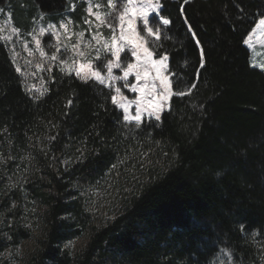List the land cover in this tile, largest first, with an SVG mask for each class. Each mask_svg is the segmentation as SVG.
Segmentation results:
<instances>
[{"label": "trees", "instance_id": "obj_1", "mask_svg": "<svg viewBox=\"0 0 264 264\" xmlns=\"http://www.w3.org/2000/svg\"><path fill=\"white\" fill-rule=\"evenodd\" d=\"M1 3L29 23L69 1ZM161 4L150 17L160 35L148 46L168 56L173 90L186 95H173L160 121H125L112 89L57 68L35 96L0 41V162L30 158L45 175L31 185L43 210L25 264H264V70L244 43L264 0ZM4 200L11 242L32 237ZM76 240L83 246L66 247ZM5 246L0 225V253Z\"/></svg>", "mask_w": 264, "mask_h": 264}, {"label": "rangeland", "instance_id": "obj_2", "mask_svg": "<svg viewBox=\"0 0 264 264\" xmlns=\"http://www.w3.org/2000/svg\"><path fill=\"white\" fill-rule=\"evenodd\" d=\"M67 1H69L68 6H63L57 11L37 10L29 23L17 19L5 3L0 4V41L8 45L15 66L23 77L26 89L35 96L42 94L46 86V75L53 68L75 75L79 72L78 76L81 78L94 79L112 89L113 96L116 97L115 104L123 111L124 115L134 117L138 107L137 101L141 102V121L130 120L127 122L139 124L144 118L155 119L154 116L148 115L150 109L147 101L153 99L148 93L153 83L157 86V95L163 89L159 80L154 79L156 70L151 61L147 60L143 48L139 49L140 58L137 60L131 56L132 45L128 43V40L142 43L143 47L152 52L148 41L153 37L158 38L143 30L141 12L148 9L150 21L151 15L157 14L151 11L156 0H131V2L129 0H111V2L110 0H65V3ZM125 8L128 9V12L124 16L123 38H121L122 28L119 17L124 13ZM97 14H99V18ZM129 20L133 21L135 32L128 28ZM262 20H264V16L259 18L247 36L246 46L250 50L252 66L264 70V24L260 23ZM117 46L124 48L119 62L121 66L113 67L109 74L107 62L110 59L114 63L116 62L112 52ZM125 57H127L126 60ZM159 59L160 57H156L153 53L152 60ZM128 63L135 64L137 67L125 81L124 70ZM146 70L148 77L144 78L143 73ZM96 72L100 73L99 79L94 75ZM137 72L141 74L140 80L136 79ZM163 74L169 76L171 81L168 68L163 70ZM125 83L129 86L124 87ZM132 85H136L137 88L144 85H148V87L144 89L142 95L140 91L133 92ZM117 88L120 89L119 92L116 91ZM170 100L171 98L161 101L163 111L170 108ZM121 104L127 106V113H125L124 107L120 106ZM52 137L50 133H47L38 139L40 150L46 148V144ZM25 159L15 160L11 165L8 164V161L0 162V204L5 201V198H8L7 211H19L20 223L32 230V237L21 238L20 242L12 243L13 238L9 234L10 231L5 229V224L0 218L1 234L6 241V246L0 253L2 264H25L34 247L36 235L41 229L40 214L43 204L33 195L31 185L38 178L43 181L45 175L41 172L38 164L30 158ZM101 190L102 188H99L96 193L103 197L105 194ZM108 196L110 195L108 194ZM108 199L109 197L105 200ZM9 219L15 218L9 216ZM83 244V240H76L67 245H70L68 247L70 250H76ZM222 259H228L226 251L222 254Z\"/></svg>", "mask_w": 264, "mask_h": 264}, {"label": "snow or ice", "instance_id": "obj_3", "mask_svg": "<svg viewBox=\"0 0 264 264\" xmlns=\"http://www.w3.org/2000/svg\"><path fill=\"white\" fill-rule=\"evenodd\" d=\"M111 2V0H110ZM129 2H131V0H129ZM189 0H184V4H188ZM162 7L161 4V0H156L155 6H153L151 8V11L156 12L157 14H159V10ZM181 13L184 12V8L181 7L180 9ZM128 9L125 8V11L123 14L120 15L119 20H120V25L122 28V32H121V38H123V25L125 23L124 20V16L127 14ZM141 15L143 17V30L146 31L149 35H155L157 38H159V29L156 28L154 30L153 27L150 26V21L148 18V9H144L141 12ZM97 17L99 18V14H97ZM163 25H169L171 23V21L167 18H164L160 21ZM261 24H264V20H262L260 22ZM128 28L132 31L135 32L136 28L134 26V23L132 20L128 21ZM188 31L189 33H191V37L192 40L194 41L195 45L198 48L199 51V58H198V63H199V68L200 69H204L205 68V64H206V52L205 49L202 47L201 45V41L198 38L197 33L193 30V28L191 27V25H189L188 27ZM142 39V38H141ZM37 43H39V41H37ZM128 43L132 45V50H131V56L135 57L137 60H139L140 58V52L139 49L143 48V51L146 55V58L148 61H151L153 67L156 70V76H155V80H159L160 86L163 89V91H161L159 93V95H157V86L155 83H153L151 85V90L148 93L149 95H151L153 97L152 100H148L147 101V105L148 108L150 109V111L148 112V115L154 116L156 121H160L161 120V115L160 113L163 111V104L161 103V101H167L169 100L173 95H178V96H184L186 95V92L184 91H175L173 90V83L170 81L169 76H165L163 74V70H166L168 68V56L165 54L163 56L160 57L159 60H152V56H153V52L149 51L147 48L143 47L142 43H137L135 40H128ZM245 44L248 43L247 40L244 41ZM124 51L123 46H117L115 48V50L112 52V55L115 57V63L113 60H108L107 62V68H108V72L109 74H111L113 67L119 68L121 66V64L119 63L121 61V53ZM125 60L127 59V57L124 58ZM137 66L135 64L132 63H128L127 67L124 70V80L127 81L128 76L132 73V71L136 68ZM19 71V69H17ZM77 75H79V72L77 73ZM94 75L96 76L97 79L100 78V73L96 72L94 73ZM173 76H175L176 74L173 73ZM197 76H199V73L197 74ZM143 77L147 78L148 77V71H144L143 73ZM136 79L140 80L141 79V74L140 72L136 73ZM102 82V81H101ZM179 82V80H177V83ZM129 85L127 83L124 84V87H128ZM148 85H144L143 87L137 88L136 85H132L131 86V90L133 92L136 91H140L142 93V95L144 94V89L147 88ZM196 84H192L191 88H195ZM191 88L188 89V91H191ZM117 92L120 91L119 88L116 89ZM113 102H116V97L113 96L112 97ZM140 101H137V112L136 115L134 117H130L129 115L125 114L123 119L125 121H130V120H135L137 122L141 121V108H140ZM121 107H124L125 109V113H127V106H125L124 104L120 105ZM14 187V185H12ZM70 245H66V247H69Z\"/></svg>", "mask_w": 264, "mask_h": 264}]
</instances>
